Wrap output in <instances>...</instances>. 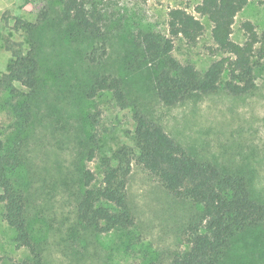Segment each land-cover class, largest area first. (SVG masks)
<instances>
[{
	"label": "rangeland",
	"instance_id": "obj_1",
	"mask_svg": "<svg viewBox=\"0 0 264 264\" xmlns=\"http://www.w3.org/2000/svg\"><path fill=\"white\" fill-rule=\"evenodd\" d=\"M82 1L95 10L102 49L88 33L62 19L58 0H11L0 8V139L16 132L13 106L28 91L3 81L10 58L24 53L31 42L36 48L31 120L21 133V161L11 174L26 200L27 229L39 264H168L187 250L190 225H200V206L165 190L133 160L126 183L133 224L97 233L74 214L84 189L82 173L89 169L98 184L102 159L113 163L120 146L133 149V113L139 110L190 155L243 175L252 195L264 203V63L256 67L247 93H228L223 75L216 91L165 106L156 96V69L142 52L140 36L147 31L168 35L171 8L191 12L204 24V33L194 44L175 38L171 55L203 74L222 54L211 41V24L194 11L200 0ZM15 17L36 26L30 33L16 29ZM245 20L258 32L264 30V0H248L236 14L232 38L237 42L244 39L240 24ZM93 49L100 57L95 63L86 59ZM101 74L120 78L124 107L107 90L88 96L92 78ZM91 144L94 157L88 161ZM2 212L0 202V264H34L27 248L15 246L14 231ZM217 264H264V224L233 235Z\"/></svg>",
	"mask_w": 264,
	"mask_h": 264
},
{
	"label": "trees",
	"instance_id": "obj_2",
	"mask_svg": "<svg viewBox=\"0 0 264 264\" xmlns=\"http://www.w3.org/2000/svg\"><path fill=\"white\" fill-rule=\"evenodd\" d=\"M58 2L62 19L73 22L78 29L88 33L93 43L104 48L105 41L95 10L86 8L82 0ZM247 2L200 0L194 6V11L211 24V41L215 50L222 54L201 75L192 64L182 63L171 55L175 38L194 44L204 33V24L199 17L184 8H171L167 15L168 35L153 31L142 33V52L156 69V96L163 105L178 104L196 93L214 92L223 75H226L223 89L232 95L247 93L252 88L254 71L264 63V30L258 32L252 22L245 20L240 24L243 41L232 38L235 16ZM44 16L40 14V17ZM35 26L36 23L14 18L16 29L25 28L30 33ZM35 50L31 42L24 53H13L7 79L3 80L8 84L14 81L28 91L22 93L13 106L16 132L0 139V202L3 204V219L14 231L15 246L27 248L34 264H39V252L27 229L26 200L11 176L21 161V133L31 120V95L37 71ZM96 52L94 49L90 51L86 59L92 63L98 61L100 57ZM103 90L110 92L120 107L125 106L119 77L111 74L94 76L88 96L93 97ZM10 91L13 93V89ZM133 121V149L120 146L114 153L113 163L109 158H103V174L98 184H93L94 175L89 169L82 173L84 189L74 206L76 219L82 225L97 233H107L133 224L126 198V183L133 160L156 178L165 190L200 206V225H190L187 250L174 255L168 264H217L233 235L246 226L264 224V203L252 195L243 175L223 171L209 161L190 155L160 125L139 110L133 113ZM94 147L91 144L87 150L88 161L94 157Z\"/></svg>",
	"mask_w": 264,
	"mask_h": 264
},
{
	"label": "crops",
	"instance_id": "obj_3",
	"mask_svg": "<svg viewBox=\"0 0 264 264\" xmlns=\"http://www.w3.org/2000/svg\"><path fill=\"white\" fill-rule=\"evenodd\" d=\"M11 3V0H0V8L7 6Z\"/></svg>",
	"mask_w": 264,
	"mask_h": 264
}]
</instances>
